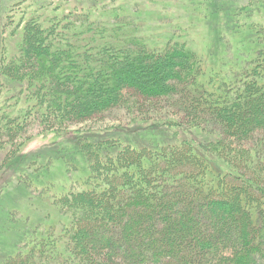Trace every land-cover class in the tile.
I'll return each mask as SVG.
<instances>
[{"label": "trees", "instance_id": "1", "mask_svg": "<svg viewBox=\"0 0 264 264\" xmlns=\"http://www.w3.org/2000/svg\"><path fill=\"white\" fill-rule=\"evenodd\" d=\"M83 1L69 13L60 3L42 5L50 37H40L33 18L18 53L2 61L1 74L31 102L0 115L4 163L22 158L18 140L35 123L60 133L126 109L136 114L139 133L134 141L69 135L76 152L67 142V161L87 164L75 183L84 189L56 188L43 177L58 216L51 218L52 204L41 208L44 221L28 216V231L15 235L0 264H264L259 0H227L225 17L233 24L243 17L230 33L242 38L246 55L213 66L186 30L158 21L147 29L140 3L134 9L117 0ZM29 164L20 171L26 182L35 166ZM18 203L10 217L20 212Z\"/></svg>", "mask_w": 264, "mask_h": 264}, {"label": "rangeland", "instance_id": "2", "mask_svg": "<svg viewBox=\"0 0 264 264\" xmlns=\"http://www.w3.org/2000/svg\"><path fill=\"white\" fill-rule=\"evenodd\" d=\"M76 1L78 0H0V115L3 113L10 114L22 106L29 108L31 103L29 98L26 97L28 91H25V88L17 87V83L16 85L12 84L8 77L1 74L2 61H8L11 56L17 54L21 37L23 34L32 31L29 20L37 19L41 27L38 33L40 37H50L52 33L46 31L50 30V27L44 28L43 26L45 18L43 17L44 10L40 9L42 5L48 4V2H54L56 5L60 3L63 12L69 13V9L73 8L72 3ZM105 1L110 3L111 0ZM117 2L126 3L125 6L130 5L134 9L138 8L136 3H140L144 11H147V17L142 15L148 24L147 29L155 28V21H158L161 28H167L166 25H171V27H180L186 30L191 36L189 39H191L193 47L209 60L211 66L221 61L229 62L245 58L246 53L242 51L244 49L242 38L232 39L233 35L230 33L244 25L243 17H238L240 21L234 24L233 21L225 17L228 13H231V10H227V0H117ZM259 2L260 8L264 10V1L259 0ZM82 3L84 1L80 2L79 0V4ZM210 5L212 6L210 7ZM247 7V5L243 7L244 12L248 10ZM262 13H255L254 18L259 15L264 18V11ZM73 18L74 16L71 17V19ZM54 19L53 17L51 24L54 23ZM161 28L160 30H163ZM43 30H45L44 34ZM224 31L227 32L226 35H224ZM218 34L223 36L224 39H217ZM161 111L163 113L167 112L165 109ZM127 115L126 109L115 111L105 115L98 121L83 125H71L66 132L60 133L44 129V127L42 128L38 123H35L28 128L27 134L25 133L18 140V143H22L20 146L21 152H19L23 155L22 158L15 161L11 160L12 162L9 164L4 163L7 148L0 149V253L14 245V237L19 234V231L21 234L28 231L27 227L24 226L28 216L31 218L36 216L35 221L36 218L42 217L44 221L45 217L42 216L44 212L41 211V208L49 204H52V208L54 207L57 210L53 208V217L51 218L55 220L58 216V207L52 202L55 198L51 197L50 188L46 187L48 184H44V181L41 182L43 177L45 180L50 177L48 180L50 186L53 185L56 188L65 185L66 189H72L74 185L73 188H76V191L84 189L82 186L77 187L75 183H78V179L88 171L85 170L87 164L81 161L82 157L77 156V159H73V162L67 161L66 158L72 156L70 149L72 143L70 141H73V139H70L69 135H73L74 132L85 134L86 131L90 135L98 134L103 137L115 135L124 139H132V136L139 133L137 127L133 125L136 114H133V116ZM153 115L155 117V112ZM165 116L171 115L167 114ZM165 116L163 115L162 118H167ZM154 122L155 120H152L148 125L155 124ZM134 124L136 125V123ZM145 127H147V124L141 126V128ZM112 130L113 132H111ZM67 142L70 146H67ZM74 152H76V149H74ZM32 157L37 160L30 161ZM30 162L35 163V166L33 165L28 169L30 177H28L29 182H26L20 171L27 164L30 166ZM48 196L51 199L46 202ZM17 202H19L20 212L15 210L16 217H10L7 210ZM15 229H18V231Z\"/></svg>", "mask_w": 264, "mask_h": 264}]
</instances>
